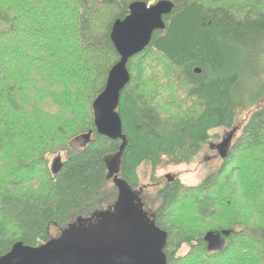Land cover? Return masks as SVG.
<instances>
[{
  "label": "trees",
  "instance_id": "1",
  "mask_svg": "<svg viewBox=\"0 0 264 264\" xmlns=\"http://www.w3.org/2000/svg\"><path fill=\"white\" fill-rule=\"evenodd\" d=\"M149 1L0 0V258L18 243L38 247L56 238L53 230L60 236L70 226L95 222L118 200L114 178L136 189L142 163L190 164L211 131L233 127L236 100L246 92L242 101L255 109L236 140L226 150L221 145L219 169L195 186L165 177L151 221L164 236L167 264H264V0L235 6L167 0L174 8L164 30L127 65L130 81L117 109L121 149L120 140L97 134L92 104L119 60L110 40L113 23L133 2ZM150 54L174 76L158 74L164 85L148 90L142 65ZM19 58L37 72L44 65L41 77L33 71L21 77L42 85L30 90L29 106L22 101ZM257 62L261 69L252 73ZM61 64L71 68L68 75ZM250 76L249 91L243 86ZM164 86L177 88L178 96L167 95ZM79 136L88 142L70 148ZM60 153L65 159L59 155L53 171L49 156ZM119 153L118 172L110 176L107 161ZM210 233L220 247L204 241ZM182 247L187 252L180 255Z\"/></svg>",
  "mask_w": 264,
  "mask_h": 264
},
{
  "label": "water",
  "instance_id": "2",
  "mask_svg": "<svg viewBox=\"0 0 264 264\" xmlns=\"http://www.w3.org/2000/svg\"><path fill=\"white\" fill-rule=\"evenodd\" d=\"M173 8L167 0L152 5L133 2L128 15L112 25L110 40L119 60L110 69L103 91L92 104V112L97 134L120 140L121 149L125 137L117 109L121 92L130 81L128 62L149 46L155 32L164 30L163 19ZM119 158L120 153L107 161L110 176L117 174ZM59 159L52 166L53 171ZM114 184L118 188V200L110 211L99 214L95 222L70 226L59 237L38 247L18 243L0 258V264H167L162 251V232L147 220L132 189L117 177ZM218 238L210 233L204 241L212 246Z\"/></svg>",
  "mask_w": 264,
  "mask_h": 264
},
{
  "label": "rangeland",
  "instance_id": "3",
  "mask_svg": "<svg viewBox=\"0 0 264 264\" xmlns=\"http://www.w3.org/2000/svg\"><path fill=\"white\" fill-rule=\"evenodd\" d=\"M210 1H221L220 3L224 2L225 5H230V6H235V4H239V0H208ZM157 3L156 0H151L149 1L148 5H152ZM254 39V38H253ZM253 39H249L253 45L256 44V41ZM56 53L55 51L50 52V54ZM56 54H53V57H55ZM20 59V58H19ZM51 60V56L49 57ZM23 64L21 65L18 63L20 66L19 73L18 75V80L20 81V88L23 90L22 93L26 94L24 97V100L22 101L25 102V106H29V100L28 98L31 96L29 93L31 89H37L41 90L42 85H33L30 81H23L21 77H25L27 75V72L33 71L34 76L37 79L38 77H41L40 75L44 74V65H42L38 72H37V66L33 67L25 63L23 60H19ZM52 61V60H51ZM137 59H135L132 62V66L130 70L135 73V66ZM54 62V61H52ZM24 65V66H23ZM61 67H64L62 69V72L65 75H68V73L71 71V68L69 66L61 64ZM262 64L257 62L254 66L250 67L252 73H258L259 70L261 69ZM142 70H143V82L144 86L148 89L151 90L150 87H154L157 84H159L161 87L164 85V82L158 74H160L163 78L168 77L173 78L174 72H171L170 69L167 67L163 59L159 58L158 55L156 54H150L149 57L146 59V61L143 62L142 65ZM39 74V75H38ZM37 75V76H36ZM254 77V75H252ZM9 77V76H8ZM250 76L249 81L245 82L246 84L243 87H247L251 85V81L254 80V78ZM3 79H7V76H3ZM263 80H264V72H263ZM163 89H165V93L171 97H177L178 96V90L175 87L171 86H164ZM167 89V90H166ZM249 89V88H248ZM250 91V89H249ZM252 92V91H251ZM250 92V93H251ZM254 92V91H253ZM252 92V93H253ZM247 93L242 92L241 93V99L243 101L247 102ZM242 100H236L237 101V113H236V119L233 127L231 129H216L214 131H211L210 134L212 138L208 141L206 145H202L198 154L196 157L193 159V161L190 164H179V165H158L156 167L152 166L150 162H145L142 163L138 168H137V176H138V187L136 189H132V193L134 195L137 201V203L141 204V210L145 214V217L147 218L148 221L152 220V216L155 213L156 209L160 206L161 201L158 200L157 198V192L165 182V177H170L171 179H178L179 182H181L184 185L187 186H195L199 184L206 175L209 173L215 172L219 169L221 166V160L218 157V153L220 150H222L221 145L226 142V146L224 147V150L231 145L236 138L239 136L241 127L245 123L248 114L250 111L255 108L249 109L248 105L244 103ZM28 108V107H27ZM182 113V112H181ZM183 116V113L181 114ZM179 115V116H181ZM20 117V114H18ZM32 115L30 114L28 110V117H31ZM180 118V117H178ZM88 142V136H79L78 138H75L69 143L70 148L72 149H82L85 144ZM222 153V151H220ZM59 155L62 159V161L65 159V155L63 153L60 154H52L49 156V163H50V168L54 165L55 161L57 158H59ZM113 156L109 157V161ZM242 162L245 164L250 163V159L245 157L242 159ZM114 167V166H113ZM53 168V167H52ZM114 170V168H112ZM157 197V198H156ZM244 197L249 199V195L246 194ZM188 203V200L185 199L184 203ZM59 233L57 230H53L52 234L53 237H59ZM221 244L219 245H214L212 248H218L220 247ZM187 252L186 247H182L179 251L178 254L182 255ZM239 261L235 260V264L238 263Z\"/></svg>",
  "mask_w": 264,
  "mask_h": 264
},
{
  "label": "flooded vegetation",
  "instance_id": "4",
  "mask_svg": "<svg viewBox=\"0 0 264 264\" xmlns=\"http://www.w3.org/2000/svg\"><path fill=\"white\" fill-rule=\"evenodd\" d=\"M169 179H171L170 177H169ZM137 202V201H136ZM141 203V202H140Z\"/></svg>",
  "mask_w": 264,
  "mask_h": 264
}]
</instances>
